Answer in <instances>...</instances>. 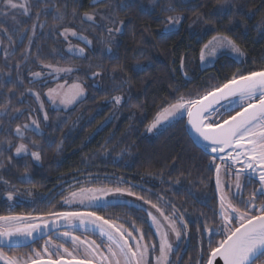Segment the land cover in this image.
Instances as JSON below:
<instances>
[{"label":"snow or ice","instance_id":"obj_1","mask_svg":"<svg viewBox=\"0 0 264 264\" xmlns=\"http://www.w3.org/2000/svg\"><path fill=\"white\" fill-rule=\"evenodd\" d=\"M150 3H156L157 0H149ZM182 7L186 6L192 10L191 28L195 24H200L202 31H213L215 34L203 43L199 49V60L202 64L214 61L220 55L234 56L236 58L245 57L246 52L231 35L224 31H219L216 25L219 24L221 18L230 15L229 27L235 23V17L241 12L238 4L232 3V0H216L213 9L205 14L201 9L204 7L197 0H175ZM92 4L91 10L79 13L81 23L89 22L94 28H102L107 32V52H112L111 42L115 33L122 32L125 21L123 19L117 21L111 14L105 15L111 4L105 7H96V4L102 3V0H90ZM36 7L33 16L32 8ZM128 5L121 0L117 7L125 8ZM67 4L59 6L55 0H0V17H11L12 27H6V21L0 20V34L6 37L7 43L0 39V44L4 45V57L7 62L8 58L15 53V47L18 43L23 42V37L27 36L28 44L21 52L22 60L15 63L16 79L11 80V65L9 72L3 75L9 76L8 83L11 87L7 88V92L3 93L4 102L0 103V129L3 128V116L9 119H15L16 114H23L22 109L14 108L9 112L11 107L10 96L15 95L18 84H23L22 65L28 62L33 54L30 46L34 42L37 29L43 30L46 27V21L40 19L41 15L51 12L53 19L63 22L67 15L65 9ZM162 11L172 13L166 15L162 21L161 34H171L178 30V26L185 18L184 11H177L173 4V0L162 7ZM15 13L22 14L32 18V24L29 27H19V21L16 19ZM256 13L255 7L249 9L245 16H253ZM73 19L78 15L77 9L73 8L71 13ZM99 16V21L97 17ZM215 17V19H213ZM107 21L108 23H103ZM202 22V23H201ZM111 26H108V25ZM57 24H53L51 29L55 31ZM258 31L264 32V15H261L258 22L253 25ZM146 30V29H145ZM60 37L68 41L67 52L75 53L80 57H85V47L73 45L69 37H79L87 47L93 44V41L83 33L77 32L73 27H63L58 32ZM53 52L63 58L64 52L53 49ZM39 58V51L36 53ZM187 53L182 52L179 55V70L188 76L185 70V62ZM244 61H241L243 63ZM89 69L92 65L89 64ZM139 67V65H137ZM41 71H29V83L39 81L43 87L47 83H51L60 73L69 74L78 70V66H59L52 63H43L41 61ZM43 69H48L47 74ZM122 66H114L109 75L115 79L117 72H122ZM105 70L101 65L96 66V70L91 72L92 77H102ZM48 77H52L49 80ZM212 79H215L214 77ZM129 84V78L125 76L119 83L114 84L113 88H119L122 85ZM130 87V85H129ZM172 87V86H170ZM5 88V82L0 77V90ZM176 89L173 88V91ZM24 92L30 93L35 97L39 104L38 109H30V111L43 112V121H49L48 112L45 110V102L41 98V93L29 87ZM20 93V96L24 95ZM86 93V88L80 78L74 80L71 84L67 81L64 83H56L54 87L47 88L43 93L52 105H62L69 108L79 103ZM192 92L179 95L175 102L168 103L158 111L153 119L146 125V131L149 133L166 131L167 128L179 123L183 113L187 115L186 131H189L203 143L204 154L209 157L208 169L215 167L216 188L219 194V211L214 212L220 218L219 224H204L197 228V232L201 235V247L197 252L195 264H264V68L252 71L234 72L230 78L216 85L210 84L205 86L203 94L197 93L195 98ZM126 97L121 95H113L105 97V100L113 104V111H116L123 105ZM130 99V97H127ZM239 108V111L236 109ZM73 121V126L79 121ZM28 131L34 134L41 133V120L29 115L27 122L17 123L11 132L14 133L18 142L13 147V140L6 139L8 150L13 151V155L7 158V163L11 165L16 157H31L32 161L42 162V152L40 144L36 141L30 143L23 142ZM191 139V136L189 137ZM198 141H193L196 146H200ZM59 145L57 146L59 150ZM35 148L36 150H32ZM104 149V146L101 145ZM2 143H0V152L4 151ZM106 151V149H104ZM85 161L89 157L83 158ZM217 160L220 162L217 163ZM25 168L21 175V180L31 183L30 165L27 159L24 161ZM3 162H0V169L4 168ZM229 181L227 183V191H225V183L221 179V173ZM151 174V173H150ZM234 181V182H233ZM0 182L7 185L8 181L0 176ZM180 180L174 182L179 184ZM119 183V181H118ZM252 185L251 192L244 196V189ZM132 196L134 193L130 189L121 187L115 188H93L88 190L81 189L80 192L70 193V198L75 200L80 197V203L87 201L89 207H107L114 202L115 199L124 193ZM19 190L14 189L6 193L7 199L12 200L14 195H19ZM31 195V190H28ZM195 195L194 193H189ZM137 199H144L137 197ZM162 199V198H161ZM235 201V203H233ZM259 201V203H257ZM65 203L69 200L65 199ZM156 209L164 221L167 222L170 232L174 234L175 241L170 238L169 231H161L162 225L151 211L147 213L152 220L153 226L156 228V235L159 237L158 254L157 245L144 242L146 237L151 240V234L144 232L141 228L132 225V230H128L123 224H116L103 216L98 215L96 211H61L48 212L42 216H16V215H0V245L8 244L9 246L17 245L24 240H32L35 242L37 235L46 234L49 228L57 227L60 220L73 224L75 227L83 228L85 231L89 227L95 226L99 236L106 238V243H97L96 240L82 241L79 236L72 235L70 232L60 233L65 238H70L72 244L79 249V246L86 245L84 248L85 256L78 259L63 244L55 246V251L49 247L51 239L46 240L40 249H32L30 254L24 255H8L0 248V261L4 264H173L171 256L176 251L178 242L188 235L187 222L184 215L181 214L176 218V206L172 205V213L164 215L161 208L149 200L144 201ZM78 221V224L74 222ZM182 224L183 227H178ZM138 233L139 235H134ZM207 234L208 247H203V236ZM220 238L214 240V237ZM105 248L106 254L101 251ZM62 249V251H61ZM43 254H47L48 258L44 259ZM67 254L71 259H65ZM206 255V259L204 258ZM55 257V258H53ZM97 257L99 260L97 261ZM192 257H189L191 264Z\"/></svg>","mask_w":264,"mask_h":264},{"label":"trees","instance_id":"obj_2","mask_svg":"<svg viewBox=\"0 0 264 264\" xmlns=\"http://www.w3.org/2000/svg\"><path fill=\"white\" fill-rule=\"evenodd\" d=\"M124 2L128 5L125 8L117 7L121 0L102 1L96 4V7L111 4L112 7L106 13H110L117 21L121 19L125 21L122 32L115 33L113 36L110 45L111 53L107 52L109 46L107 32L102 28H94L89 22L81 23L79 13L91 10L90 0H55L59 6L67 4L65 9L67 15L62 23L55 21L51 13L46 17L45 15L40 17H45L46 27L43 30L37 29L34 42L30 46L33 56L22 65L23 84L17 83L15 95L10 96L9 112L14 108H20L23 114H16L15 119L3 116V128L0 129V143L5 149L0 152V162L5 165L0 169V176L19 190L20 195L29 199L33 198L37 205L36 210L32 211L33 214L44 215L51 211H60V204L73 191L96 186H113L130 189L134 195L123 194L126 200L113 202L95 211L105 219L115 221H122L120 217H124L125 214L133 215L134 211L139 209V204L145 203L137 199L141 197L138 191L143 189L142 186L147 185L144 183L147 181L152 186H156V181L148 180L151 174L162 171L175 157L180 164L182 156L187 164L191 163L189 160L191 151L190 155L187 154L188 147L184 146L181 139L174 138L175 140L162 145H142L141 132L154 115L160 109L167 107L168 103L175 102L179 95H186L191 91V98H195L197 93L203 94L206 85H218L225 78H230L237 70L252 71L264 68V32L258 31L253 26L260 16L264 15V0H232V3L241 7V12L235 17V23L227 28L224 27L228 24L231 15L229 14L221 18L216 25L217 30L226 32L241 44L246 52V56L241 60L244 62L222 55L206 67L199 64V49L215 33L202 31L199 23L190 28L192 10L186 6L182 7L173 0L177 11H184L185 18L177 31L162 35V21L166 15L172 14L162 11V7L168 0H157L151 5L149 0H124ZM197 2L204 5L201 10L205 14L216 5V0H197ZM253 7L256 9L255 15L245 16L244 13ZM73 8H76L78 12L74 19L71 15ZM35 11L34 6L33 15ZM27 17H19L21 28H30L32 19ZM97 18L99 19V16ZM0 20L6 19L0 17ZM54 23L58 25L55 31L51 29ZM5 26L11 28L7 20ZM68 26L75 27L93 41L90 47L83 45L85 57H71L63 51L64 56L61 58L53 52V49L60 50L61 47V37L58 32ZM0 39L7 43L6 37L2 34ZM27 44L28 38L24 36L23 42L18 43L15 53L8 58L7 62L2 51L4 45L0 44V77L5 82V88L0 90V103L4 102L3 93L12 86L8 83L9 76L3 73L9 72V65H11V80L15 81V63L23 59L21 52ZM37 51H39L38 59ZM182 52L187 53L185 62L187 77L179 70V55ZM41 61L59 66H78L76 72L80 73L79 78L85 85V98L73 109L67 111L52 109L44 101L49 121L42 123V133H28L27 139L23 141L25 143L36 141L40 144L42 162L37 163L32 161L30 156H22L16 157L9 165L7 158L13 155V151L8 150V145L4 141L11 138L14 147L18 140L11 129H14L17 123H22L29 114L35 116L33 111H30L35 108V105L31 104L33 102L31 96L25 95L23 98L20 93L29 88L28 86L34 87V83H29L31 79L29 71L36 72ZM89 64L92 65L91 69L88 67ZM97 65L103 67L105 74L98 78L90 77L89 75L96 70ZM114 66L123 68L122 72L115 74V79L109 75ZM125 76L129 78V84L114 89L113 85L119 83ZM213 77L215 79H212ZM49 85L45 84L39 91L42 100H45L43 93ZM173 88L176 90L173 91ZM121 94L126 97L125 102L118 110L113 111V104L106 101L105 97ZM78 116L80 119L73 126V121H76ZM183 117L185 116L182 115ZM183 130L187 145L198 148L204 154L203 145L200 144L198 147L192 139H189L185 124ZM101 145L106 151L101 148ZM86 156L89 159L85 161L83 158ZM25 159L30 165L31 183L22 182L20 179L24 172ZM28 190H31V195L28 194ZM20 195H16L9 203L0 201V215L29 214L30 207L20 198ZM3 200L7 201L4 198ZM84 234L98 239L94 234L86 232ZM51 235L52 232H49L37 237L35 242L12 246L1 245L0 248L8 254L22 253L25 249L44 242ZM193 251L192 249V253Z\"/></svg>","mask_w":264,"mask_h":264},{"label":"rangeland","instance_id":"obj_3","mask_svg":"<svg viewBox=\"0 0 264 264\" xmlns=\"http://www.w3.org/2000/svg\"><path fill=\"white\" fill-rule=\"evenodd\" d=\"M102 1H108L109 0H102ZM149 4H153L150 3ZM51 13V12H49ZM47 13L45 17L49 14ZM110 14V13H109ZM17 21L20 22L19 17L24 16L19 13H15ZM105 15H108V13H105ZM34 16V15H33ZM27 17V16H26ZM44 17V18H45ZM30 18V17H27ZM44 18H40L42 21H44ZM7 20V23H9L10 27H12V20L11 17H5ZM32 19V18H31ZM5 20V21H6ZM97 21L99 19L97 18ZM108 26H111L110 24ZM20 27V26H19ZM69 27V26H68ZM179 27V26H178ZM75 28V27H73ZM77 32H79L78 29L75 28ZM69 40L73 45H77L79 47H83L84 42H82L79 37H69ZM67 45L68 41H65L63 37H61V47L60 50L64 51L68 56L71 57H80L76 55L75 53H68L67 52ZM4 52V49H2ZM222 56V55H220ZM219 56V57H220ZM236 61H241L243 57L236 58L234 56H230ZM217 59V58H216ZM215 59V60H216ZM214 60V61H215ZM199 61L200 66L206 67L208 65H211L213 61H209L207 64H202ZM68 66V65H65ZM41 64L38 66L37 71H41ZM45 74L49 71L48 69H43ZM77 73V74H76ZM92 77V75H89ZM80 77V73L74 71L69 74L60 73L54 81L50 84L47 88L54 87L56 83H64V81H67L69 84H71L74 80ZM169 76H167L168 78ZM49 80H52V77H48ZM36 91L41 90V86L39 81L37 83H34V87L28 86ZM47 90V89H46ZM45 90V92H46ZM24 92V90H23ZM86 94V93H85ZM25 95H30L33 102L31 103L33 106L35 105L34 109L39 108L38 102H36L35 97L32 96L30 93L25 92L23 95V98ZM44 96V95H43ZM85 98V97H84ZM83 98V99H84ZM44 101H46V105L52 109L60 110V111H67L73 109L76 105H78L80 102L83 101V99L75 104L74 106H71L69 108H64L62 105H52L46 96H44ZM236 111H239V108L236 109ZM35 116L34 118H38L41 120V127L42 123L45 124L43 121V112L40 111H33ZM38 113V114H37ZM19 115V114H17ZM40 116V118H39ZM182 119H180L179 123L174 124V126L167 128L166 131L162 132H154L149 133L146 131V128L144 127L141 136H142V145H148V144H157L162 145L165 142H171L174 138L181 139L183 141L184 146L186 145L188 148L186 151H188L187 154L191 155L189 157V160L191 163L187 164L185 162V158L182 156L181 164L178 159L172 160L171 162L166 165L165 168L162 169V171L153 173L149 176L148 180L156 181V186H152L150 182H145L144 184H147L141 191H138L139 196L143 197L144 199H141L142 201L149 200L152 203L157 204L161 210L164 212V215H170L172 213V205L174 204L176 206L177 212H176V218L178 219L181 214L184 215L185 221L187 222V231L188 235L184 236L177 244L175 253L171 256V260L173 261V264H189V257L191 256L193 259L191 261V264H195V258L197 255V252L200 250L201 247V235L197 232L198 227H202L204 224H219L220 218L218 215H214V212L218 213L219 211V194L217 193L216 188V176H215V167L214 165L211 166V171H209L207 165L209 157L205 154H203L198 148H195L194 146L187 145L186 136L184 135V124H185V118L186 113H183ZM28 116L25 118V120L22 122H27ZM28 133H34L33 131H28ZM42 133V130H41ZM14 134V133H13ZM15 136V135H14ZM175 140V139H174ZM127 141V140H126ZM144 142V143H143ZM121 152V149H120ZM185 155V153H184ZM187 155V156H189ZM23 155H21L22 157ZM19 157V158H21ZM220 161L217 160V163ZM177 178H179L180 182L179 184L174 183ZM21 179V178H20ZM221 179L225 183V191H227V183L229 182L227 180V177L224 175V172L221 173ZM8 181V180H7ZM22 181V180H21ZM26 182V181H22ZM234 182V181H233ZM158 184V185H157ZM139 186V184H138ZM0 201L3 202H12V200H8L6 193L8 191H13L15 187H12L10 182L8 181V184L5 185L3 183H0ZM93 188H115L113 186H96L88 189ZM129 188V187H128ZM83 189V190H88ZM252 189V185H248L244 189V196H247ZM81 190V189H80ZM80 190L73 191V192H80ZM194 193L195 195H190L189 193ZM126 194V192L124 193ZM20 195V194H19ZM17 195V196H19ZM16 195H14L15 197ZM13 197V198H14ZM125 195L120 196L119 198L115 199L114 202L123 201L126 200ZM6 199L7 201L3 200ZM20 198L23 199L25 202H27V206L30 207V213L26 215H16V216H42L41 214H33L32 211L36 210V203L32 199H29L28 197H25L23 195H20ZM162 198V199H161ZM68 199L69 202L65 203L62 201V204H60V211H51V212H61V211H95L97 208H104V207H89L87 201L85 203H80V197L77 196L75 200L70 198V194L65 198ZM64 199V200H65ZM129 199V198H128ZM18 202V201H17ZM140 202V201H139ZM138 202V203H139ZM235 203V201H233ZM259 203V201H257ZM139 209L137 211H134L133 215H129V211L126 212L128 214H125L122 218V221H115L111 220L116 224H123L124 227L128 230H132V225L135 224V227L141 228L144 232L151 234V240H148L146 237V240L144 242L150 243V244H156L157 245V252L158 254V245H159V237L156 235V228L152 224V220L148 217L147 213L151 211L153 215L157 217V219L160 221L162 228L161 231H169L170 238L175 241V236L170 232V229L168 228V224L166 221H164L163 216H161L158 212H156V209L152 208L150 204L144 203L139 204ZM142 208V209H141ZM98 214V213H97ZM99 215V214H98ZM74 224H78V221L74 222ZM178 227H183L182 224H178ZM70 232L72 235L79 236L82 241H91L96 240L97 243L105 242L106 238L99 236L98 230L95 229V226H91L88 228L87 231L83 228L75 227L73 224H69L66 221L60 220L57 222V227L55 228H49L47 233L52 232V235L50 237H47V239L44 240V242L40 243L39 245L35 244V246H31L29 249H25L22 253H14V254H8V255H24V254H30L32 249H40L42 251V246L44 245L46 240L51 239L50 248L52 251H55V246L58 244H63L64 247H67L69 251L73 252V254L78 259H83L85 256L84 248L86 245L79 246V249L77 250L76 247L72 244V241L70 238H65L60 235V233L63 232ZM90 233L94 234L98 237L92 238L89 235H85L84 233ZM46 233V234H47ZM45 235V234H43ZM134 235L138 236V233L134 232ZM41 235H37L39 237ZM219 236L214 237V240L219 239ZM22 242L20 244H26L29 242H32V240H24L21 238ZM203 247L206 250L208 247V238L207 234H204L203 236ZM17 244V245H20ZM4 246H9L8 244H3ZM1 246V245H0ZM192 249L194 250L192 253ZM62 251V249H61ZM102 252L106 254V249L102 248ZM187 251V252H186ZM186 252V253H185ZM185 253V254H184ZM43 258L47 259V254H43ZM55 258V257H53ZM64 258L71 259L67 254L64 255ZM206 259V255L204 257ZM99 260V257H97V261ZM95 263V262H94ZM0 264H4L3 261H0Z\"/></svg>","mask_w":264,"mask_h":264},{"label":"water","instance_id":"obj_4","mask_svg":"<svg viewBox=\"0 0 264 264\" xmlns=\"http://www.w3.org/2000/svg\"><path fill=\"white\" fill-rule=\"evenodd\" d=\"M185 125H186V127H187V115H186V118H185ZM187 132H188L189 136H191V139H192L193 141H198V138L195 136V134H193V133H191V132H189V131H187ZM198 143L203 145L202 142H199V141H198ZM65 259H66V258H65ZM94 264H95V263H94ZM219 264H223V262L220 261Z\"/></svg>","mask_w":264,"mask_h":264}]
</instances>
